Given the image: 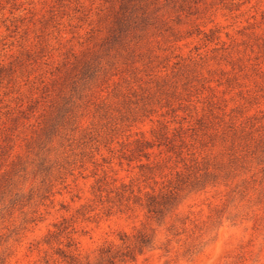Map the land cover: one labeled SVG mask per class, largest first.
<instances>
[{
  "label": "clouds",
  "instance_id": "clouds-1",
  "mask_svg": "<svg viewBox=\"0 0 264 264\" xmlns=\"http://www.w3.org/2000/svg\"><path fill=\"white\" fill-rule=\"evenodd\" d=\"M0 264H264V0H0Z\"/></svg>",
  "mask_w": 264,
  "mask_h": 264
}]
</instances>
